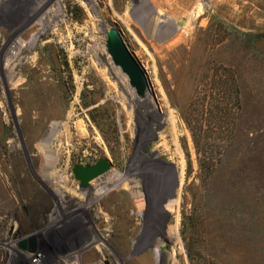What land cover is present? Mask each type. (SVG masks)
<instances>
[{
  "label": "rangeland",
  "instance_id": "1",
  "mask_svg": "<svg viewBox=\"0 0 264 264\" xmlns=\"http://www.w3.org/2000/svg\"><path fill=\"white\" fill-rule=\"evenodd\" d=\"M163 125L173 202V171L137 154ZM104 157L111 191L80 192L71 167ZM0 264H264V0H0Z\"/></svg>",
  "mask_w": 264,
  "mask_h": 264
},
{
  "label": "water",
  "instance_id": "2",
  "mask_svg": "<svg viewBox=\"0 0 264 264\" xmlns=\"http://www.w3.org/2000/svg\"><path fill=\"white\" fill-rule=\"evenodd\" d=\"M105 35L106 53L114 67L118 68L127 77L128 84L134 91V95L139 100L145 99L147 95H152L149 80L145 72L128 50L117 28L111 26ZM111 169L112 164L104 157L92 165L82 164L73 166L70 169V173L73 180L77 183L80 192H84L89 187L90 182L105 175ZM27 245H29V251L34 252L35 245L32 238L28 242L25 240L21 241L18 247L21 250H26Z\"/></svg>",
  "mask_w": 264,
  "mask_h": 264
},
{
  "label": "flooded vegetation",
  "instance_id": "3",
  "mask_svg": "<svg viewBox=\"0 0 264 264\" xmlns=\"http://www.w3.org/2000/svg\"><path fill=\"white\" fill-rule=\"evenodd\" d=\"M166 127L163 126H153L150 129L151 132V138L148 139V141L144 144V146L142 147V149L138 152L137 154L143 156L146 161L150 164L154 163H159L161 164L163 167H166V169H168L169 174L170 169L173 171L174 176H173V188H172V198L170 199L169 197L167 198V200H165L166 202H173L176 197V190L178 187V175L175 174V169H176V165L174 163V161L172 160V157L170 155V153H165L164 150H167L164 146L163 143H159V139H160V132L161 131H165ZM140 132L139 130H136V132L134 133V141L138 138ZM158 143V144H157ZM157 145V146H156ZM161 147L163 149H158V147ZM136 152V151H135ZM98 162V161H97ZM95 162V163H97ZM93 163V164H95ZM87 165H92V164H87ZM77 166V165H76ZM168 207H170V205H168ZM35 245V244H34Z\"/></svg>",
  "mask_w": 264,
  "mask_h": 264
},
{
  "label": "trees",
  "instance_id": "4",
  "mask_svg": "<svg viewBox=\"0 0 264 264\" xmlns=\"http://www.w3.org/2000/svg\"><path fill=\"white\" fill-rule=\"evenodd\" d=\"M218 71V70H217ZM216 73H219L217 72ZM225 73H227V77L225 79H221V82L219 81L216 86L217 89H220L221 92L220 94L224 97H228L229 96V99L230 101L234 100V107L236 108V106H238V104L240 103L239 100H240V90L238 89L239 85H238V81H237V78L236 76L233 74L232 71L230 70H226ZM219 98V97H218ZM224 99L223 97L220 98V102L222 103H219V105H222L223 102H224ZM236 105V106H235ZM218 111H222V109H220L219 107H217ZM206 111V110H205ZM226 111H228L226 109ZM204 111H202L203 113ZM210 113V115H214V113L212 111H208ZM217 112V110H216ZM215 116V115H214ZM207 117V115H206ZM217 117V116H215ZM189 126V124H188Z\"/></svg>",
  "mask_w": 264,
  "mask_h": 264
},
{
  "label": "bare ground",
  "instance_id": "5",
  "mask_svg": "<svg viewBox=\"0 0 264 264\" xmlns=\"http://www.w3.org/2000/svg\"><path fill=\"white\" fill-rule=\"evenodd\" d=\"M53 3H55L56 5H58V7H59V4L57 3V2H55V1H53ZM59 11H60V9H59ZM56 13H58L56 10H55V14ZM158 18H160V16H158ZM169 22V21H168ZM24 47H25V44L21 41V40H18L17 42H15V44H14V46H11L9 49V52H8V54H7V56L5 57L6 58V60H5V66L7 65V64H9L10 62H13V59H15L17 56H19V53L21 52V50L22 49H24ZM18 59V58H17ZM146 99V98H145ZM139 101H141V100H139ZM168 118V117H167ZM170 122H171V124H174L173 123V119H172V117H169V119H168ZM80 127V126H79ZM81 131V130H80ZM172 133V132H171ZM172 134H174V133H172ZM172 138V137H171ZM176 138V137H175ZM175 140L176 139H174L173 141L175 142ZM181 175V174H180ZM182 178V177H181ZM180 178V179H181ZM98 182H92L91 184H89L90 186H91V188L92 189H94L95 188V192H96V194H97V196L98 197H101V196H103L105 193H107L108 191H109V188L108 187H106V186H99L98 184H97ZM111 191V190H110ZM109 191V192H110ZM94 192V193H95ZM95 196V195H94ZM56 214V213H55ZM106 222V226L107 225H109L110 224V222H108V221H105ZM126 222V221H125ZM121 238H125L124 237V235L122 234V237Z\"/></svg>",
  "mask_w": 264,
  "mask_h": 264
}]
</instances>
